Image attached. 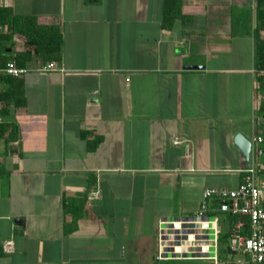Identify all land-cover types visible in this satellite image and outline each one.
<instances>
[{"label":"crops","instance_id":"obj_1","mask_svg":"<svg viewBox=\"0 0 264 264\" xmlns=\"http://www.w3.org/2000/svg\"><path fill=\"white\" fill-rule=\"evenodd\" d=\"M256 5L183 0L191 22L167 29L163 0H0L64 37L61 70L29 62L26 105L0 101L18 128L0 143V264L172 262L157 258L159 220L237 188L249 161L236 135L264 138ZM7 33L0 56L24 49Z\"/></svg>","mask_w":264,"mask_h":264},{"label":"built area","instance_id":"obj_2","mask_svg":"<svg viewBox=\"0 0 264 264\" xmlns=\"http://www.w3.org/2000/svg\"><path fill=\"white\" fill-rule=\"evenodd\" d=\"M30 70L9 61L0 66V74L22 76ZM40 71L61 70L55 61L43 63ZM248 166L243 170L242 182L237 188L208 187L198 209L187 215L162 218L158 223L157 258L161 262L200 260L209 264H264V205L258 173L263 163L264 138L255 134ZM176 137L174 143H179ZM236 217L228 246L245 258L226 260L220 256L219 239L222 232L221 214ZM125 264V263H105Z\"/></svg>","mask_w":264,"mask_h":264},{"label":"trees","instance_id":"obj_3","mask_svg":"<svg viewBox=\"0 0 264 264\" xmlns=\"http://www.w3.org/2000/svg\"><path fill=\"white\" fill-rule=\"evenodd\" d=\"M92 0H87L91 2ZM180 19L183 23H190L192 18L183 11V0H163V28L172 29L176 20ZM256 27L250 33L254 35L255 46V70L257 77V89L264 95V0H257L256 12ZM0 23L8 24L10 33L5 34L9 39L13 38L14 34H20L24 38V49L16 51L13 56L7 55L5 51L3 56H0V66H5L10 60L15 61L18 66H26L34 60L50 62L61 61L63 57L64 37L61 27L58 24H42L34 14H18L13 8L0 7ZM0 83L7 84L6 88L0 90V101L12 102L16 106H25L26 97L21 76H13L9 74H0ZM259 112H264V100L261 102ZM9 113L7 108L0 109V115ZM87 132H83L87 136ZM264 135V131L262 132ZM18 136V128L13 122L0 120V143L2 141H10ZM90 147L94 146L90 142ZM65 208L71 209L72 199L67 198ZM236 217H232L228 213L221 214L222 232L220 234V256L226 260H235L245 258V255L235 254L230 251L228 242L230 238L233 222ZM172 261L168 264H193L194 262ZM207 262V261H206ZM199 263V262H198ZM209 263V262H208Z\"/></svg>","mask_w":264,"mask_h":264},{"label":"water","instance_id":"obj_4","mask_svg":"<svg viewBox=\"0 0 264 264\" xmlns=\"http://www.w3.org/2000/svg\"><path fill=\"white\" fill-rule=\"evenodd\" d=\"M235 143L242 151L245 160L248 162L250 159V152L252 147L251 140L243 134H237L235 137Z\"/></svg>","mask_w":264,"mask_h":264}]
</instances>
